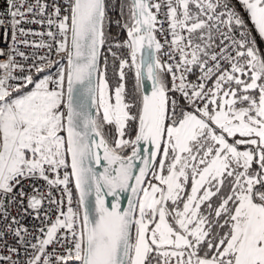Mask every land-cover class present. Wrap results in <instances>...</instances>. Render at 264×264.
<instances>
[{
	"label": "snow or ice",
	"instance_id": "6c2138e0",
	"mask_svg": "<svg viewBox=\"0 0 264 264\" xmlns=\"http://www.w3.org/2000/svg\"><path fill=\"white\" fill-rule=\"evenodd\" d=\"M65 3L7 0L0 15V241L29 245L25 264H264V53L233 0H120L115 84L99 67L106 0ZM236 3L264 40V0Z\"/></svg>",
	"mask_w": 264,
	"mask_h": 264
},
{
	"label": "built area",
	"instance_id": "2783aa9c",
	"mask_svg": "<svg viewBox=\"0 0 264 264\" xmlns=\"http://www.w3.org/2000/svg\"><path fill=\"white\" fill-rule=\"evenodd\" d=\"M30 2L35 3V0H30ZM53 2H55L57 5H59L61 7L62 15L67 14L64 12V9L67 7L65 0H41V3L46 4V5H51ZM7 11H8L7 0H0V15L7 13ZM52 11H53V9L51 7H48L46 9V14L50 13ZM159 18L163 19V16H160ZM28 19L31 20V19H33V17L29 16ZM35 19H37V21H39L41 19V17L37 16ZM20 27H23L25 29H32L35 32H41V33H44L48 30V26H47L46 22L43 25L40 23H26V24L20 25ZM165 27H167V24H165ZM236 35L238 36L239 33H237ZM157 38L159 40H161V42H163V40H164V37L161 36L159 33H157ZM27 39L29 41H35L37 43L40 42L41 39H43L46 42H50L49 38L46 35L43 37L35 36V35H29L27 37ZM169 39H171V37H169ZM12 44H13V41L11 40V33L10 32L7 35V37L0 36V49H2L5 53L8 52V48ZM17 47L19 48L20 51L25 52L30 57H32L33 53H37L38 55L42 56L47 52V49L41 48V49L37 50V49H34L32 47L24 46L22 44L17 45ZM50 55H51V59H53V60L56 59L57 55L55 53L54 48H53L52 53ZM4 58L5 57H0V60H3ZM15 58L18 62L24 64L25 66L33 63V58H30L27 61H25L22 57H19L18 55ZM162 59L166 60L167 57H162ZM63 63L66 64V59L63 61ZM53 71H55V69H53ZM191 79H195V77H191ZM33 183H38L41 185L43 184L42 181L36 182V181H32V180H25L22 182L21 186L24 187L26 191L31 192L30 185ZM53 194L57 198L64 199V197H62L59 192L54 191ZM4 203H5V207L7 208V211L10 213V216H9V221H10L12 216H17L18 209L15 205L12 207H8V201L7 200H5ZM66 205H67V202L65 199V210H66ZM53 215H55V214H53ZM18 218L22 219V223L29 229V232L33 233L34 235L39 234L38 232H36V228H38L40 226L39 220L33 219V217L31 215L26 216V217H18ZM3 227H4V225H3L2 221H0V229H3ZM5 242H6V246H5ZM32 243H35L34 239L32 240ZM53 247L56 248L57 252L63 251V249L58 245L49 246L47 251L51 252ZM9 248H17L18 254L17 253H9V251H8ZM26 249L28 250L29 253L31 252L29 245L18 243L12 235H7L3 241H0V255L11 256V260L17 261V264H25V261L27 259V256L25 255ZM0 264H10V261H0Z\"/></svg>",
	"mask_w": 264,
	"mask_h": 264
},
{
	"label": "trees",
	"instance_id": "16d2710c",
	"mask_svg": "<svg viewBox=\"0 0 264 264\" xmlns=\"http://www.w3.org/2000/svg\"><path fill=\"white\" fill-rule=\"evenodd\" d=\"M106 2L108 4V20L111 21V23L110 24L106 23V26H105V34H106L107 43L101 49V57L99 59V67L101 70L104 69V66H105L104 61H105V57H107L108 79H109V82L111 84H115L116 81L118 80V76L115 74V72H116V69L118 68L119 64L117 61L115 64V67H114L113 59H112L111 53H109V51H108V47H109V45H114L117 42H123L126 39V31L123 30L121 27H117L115 21L119 20V21H121V24H122L124 20H127L128 9H127V7H125L124 15H123V17H121L120 11H119L120 0H106ZM124 3H127V0H124ZM233 3L236 4L235 2H233ZM113 4H115V9H113V7H112ZM238 6H240V5L238 4L236 7H238ZM255 37H256L257 44L264 46V40H261L260 37H257V36H255ZM112 50L113 51H121V50H117L115 47H113ZM56 59H59V57L57 56ZM125 71H127V69ZM133 84H134V80H133L132 74L129 73L128 79H127V88L129 89V91L132 89ZM255 167L256 166L253 165V168H255ZM69 187L73 193V207H76V199H77L76 194L74 192L72 185H69ZM225 231H227V229H225Z\"/></svg>",
	"mask_w": 264,
	"mask_h": 264
},
{
	"label": "water",
	"instance_id": "95a60500",
	"mask_svg": "<svg viewBox=\"0 0 264 264\" xmlns=\"http://www.w3.org/2000/svg\"><path fill=\"white\" fill-rule=\"evenodd\" d=\"M126 38H127V33H126ZM93 166L96 168L97 172H103L104 171L103 162L100 165H93ZM72 187H73L74 192H75L76 197H77L78 194L76 193V190H75L74 186H72ZM129 196H131L130 192H126V193H121L120 194L119 199H120V204H121L122 208H127L128 207V197ZM89 199L94 201V196H90ZM112 202H113V198L112 197H106L105 198L106 205L110 206Z\"/></svg>",
	"mask_w": 264,
	"mask_h": 264
},
{
	"label": "rangeland",
	"instance_id": "374dc122",
	"mask_svg": "<svg viewBox=\"0 0 264 264\" xmlns=\"http://www.w3.org/2000/svg\"><path fill=\"white\" fill-rule=\"evenodd\" d=\"M233 2L236 3V0H233ZM235 5L237 6L238 3H236ZM236 11H237L238 13H240V15L245 19V21L247 22L248 28L251 29V30L253 31V32H252V33H253L252 35H253V36H258L257 33H256V31H255V29H254V26L252 25L251 21L249 20L247 13L244 12L243 8H242L241 6H238V7H236ZM258 37H259V36H258ZM256 44H257V42H256ZM257 47L259 48V50H260L262 53H264V46H263V45H258V44H257Z\"/></svg>",
	"mask_w": 264,
	"mask_h": 264
},
{
	"label": "crops",
	"instance_id": "0c3cea01",
	"mask_svg": "<svg viewBox=\"0 0 264 264\" xmlns=\"http://www.w3.org/2000/svg\"><path fill=\"white\" fill-rule=\"evenodd\" d=\"M258 37V36H257Z\"/></svg>",
	"mask_w": 264,
	"mask_h": 264
}]
</instances>
